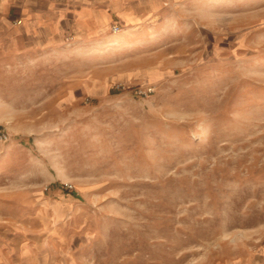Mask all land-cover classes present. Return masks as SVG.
I'll list each match as a JSON object with an SVG mask.
<instances>
[{"label":"rangeland","instance_id":"rangeland-1","mask_svg":"<svg viewBox=\"0 0 264 264\" xmlns=\"http://www.w3.org/2000/svg\"><path fill=\"white\" fill-rule=\"evenodd\" d=\"M166 6L0 47V264H264V0Z\"/></svg>","mask_w":264,"mask_h":264},{"label":"crops","instance_id":"crops-1","mask_svg":"<svg viewBox=\"0 0 264 264\" xmlns=\"http://www.w3.org/2000/svg\"><path fill=\"white\" fill-rule=\"evenodd\" d=\"M172 1L183 0H0V47L23 54L88 43L94 36L102 37L112 24L137 36L150 31L152 21L164 16L166 3ZM68 36L73 39L67 40Z\"/></svg>","mask_w":264,"mask_h":264},{"label":"built area","instance_id":"built-area-1","mask_svg":"<svg viewBox=\"0 0 264 264\" xmlns=\"http://www.w3.org/2000/svg\"><path fill=\"white\" fill-rule=\"evenodd\" d=\"M112 29H113V31H118L120 29V27L117 24H114L112 26Z\"/></svg>","mask_w":264,"mask_h":264}]
</instances>
